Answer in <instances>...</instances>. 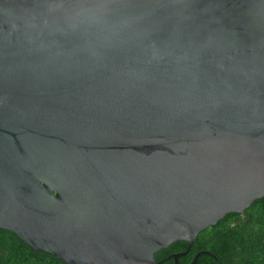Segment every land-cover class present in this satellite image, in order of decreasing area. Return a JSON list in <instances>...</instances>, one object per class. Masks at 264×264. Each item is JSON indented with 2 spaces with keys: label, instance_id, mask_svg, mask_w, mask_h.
<instances>
[{
  "label": "water",
  "instance_id": "95a60500",
  "mask_svg": "<svg viewBox=\"0 0 264 264\" xmlns=\"http://www.w3.org/2000/svg\"><path fill=\"white\" fill-rule=\"evenodd\" d=\"M263 197L264 0H0V229L177 263Z\"/></svg>",
  "mask_w": 264,
  "mask_h": 264
},
{
  "label": "trees",
  "instance_id": "16d2710c",
  "mask_svg": "<svg viewBox=\"0 0 264 264\" xmlns=\"http://www.w3.org/2000/svg\"><path fill=\"white\" fill-rule=\"evenodd\" d=\"M188 243L177 241L156 252L162 264H264V197L255 200L242 214L228 213L215 226L198 234L185 256ZM0 264H65L49 253H35L13 232L0 229Z\"/></svg>",
  "mask_w": 264,
  "mask_h": 264
}]
</instances>
